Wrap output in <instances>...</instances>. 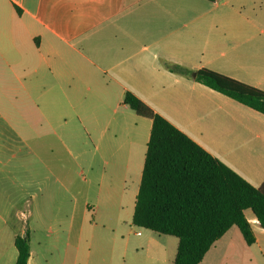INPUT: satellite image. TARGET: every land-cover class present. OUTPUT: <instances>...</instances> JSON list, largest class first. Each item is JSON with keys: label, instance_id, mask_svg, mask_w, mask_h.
Masks as SVG:
<instances>
[{"label": "crops", "instance_id": "obj_1", "mask_svg": "<svg viewBox=\"0 0 264 264\" xmlns=\"http://www.w3.org/2000/svg\"><path fill=\"white\" fill-rule=\"evenodd\" d=\"M167 63L264 90V0H0V264L26 233L28 264H43L34 236H71L77 217L123 240L152 128L126 91L263 185L264 114ZM246 216L255 242L233 226L200 264H264V228Z\"/></svg>", "mask_w": 264, "mask_h": 264}, {"label": "trees", "instance_id": "obj_2", "mask_svg": "<svg viewBox=\"0 0 264 264\" xmlns=\"http://www.w3.org/2000/svg\"><path fill=\"white\" fill-rule=\"evenodd\" d=\"M166 67L189 77L196 72V81L264 114L263 89L206 67L196 71L173 63ZM124 103L152 119L133 224L177 237L172 264H200L233 226L247 244L254 243L246 212L252 211L264 228V183L253 186L131 91L125 92ZM15 245V264H28L29 233L17 235Z\"/></svg>", "mask_w": 264, "mask_h": 264}, {"label": "rangeland", "instance_id": "obj_3", "mask_svg": "<svg viewBox=\"0 0 264 264\" xmlns=\"http://www.w3.org/2000/svg\"><path fill=\"white\" fill-rule=\"evenodd\" d=\"M131 189L124 196L123 240L113 239L104 226H91L87 221L77 223L71 236L61 235L57 225L45 226L33 238L32 247L41 254L43 264H172L177 251L175 236L140 228L132 223L133 202ZM82 230V231H81Z\"/></svg>", "mask_w": 264, "mask_h": 264}, {"label": "water", "instance_id": "obj_4", "mask_svg": "<svg viewBox=\"0 0 264 264\" xmlns=\"http://www.w3.org/2000/svg\"><path fill=\"white\" fill-rule=\"evenodd\" d=\"M192 76L195 78L196 77V72H193L192 73Z\"/></svg>", "mask_w": 264, "mask_h": 264}]
</instances>
